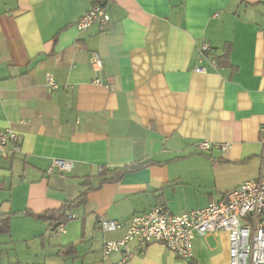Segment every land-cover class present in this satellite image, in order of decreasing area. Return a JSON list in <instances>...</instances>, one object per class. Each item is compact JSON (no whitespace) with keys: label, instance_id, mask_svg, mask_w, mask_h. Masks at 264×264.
<instances>
[{"label":"crops","instance_id":"0c3cea01","mask_svg":"<svg viewBox=\"0 0 264 264\" xmlns=\"http://www.w3.org/2000/svg\"><path fill=\"white\" fill-rule=\"evenodd\" d=\"M92 1L0 0V128L22 136L19 152L0 151V216L11 214L0 257L228 264L224 231L196 235L189 259L153 243L125 262L119 253L102 261L103 242L124 230L104 233L98 219L126 224L160 203L173 213L202 208L264 171V0H107L109 21L78 31ZM53 159L72 170L47 175ZM146 161L56 221L27 214L59 210L96 184L99 168Z\"/></svg>","mask_w":264,"mask_h":264},{"label":"built area","instance_id":"2783aa9c","mask_svg":"<svg viewBox=\"0 0 264 264\" xmlns=\"http://www.w3.org/2000/svg\"><path fill=\"white\" fill-rule=\"evenodd\" d=\"M107 0H93L91 7L75 22L78 31L88 29L94 24H105L109 21ZM210 50L204 42L198 49V63L201 64L205 54ZM97 68H101L98 57L93 58ZM209 66L215 68L214 60ZM196 72H206L204 65H197ZM98 83L99 80H95ZM46 84L51 90L59 85L50 75L46 76ZM64 87H67L65 84ZM264 142V126L260 128ZM22 136L18 132L0 128V151L9 148L10 154L19 152ZM201 151H208L212 145L208 142L197 144ZM221 149L226 144H218ZM71 160L53 159L45 173L65 174L72 170ZM102 232L124 230L122 237L116 240H105L102 244L101 260L105 261L113 253H119L120 262H125L144 252L147 246L158 243L176 257L189 259L192 256V241L196 235L226 232L228 236V264H264V171L258 177L242 182L229 190L225 198L211 200L205 207L171 212L160 203L150 210L134 214L123 224L103 217L98 219ZM59 233H64L59 226Z\"/></svg>","mask_w":264,"mask_h":264},{"label":"trees","instance_id":"16d2710c","mask_svg":"<svg viewBox=\"0 0 264 264\" xmlns=\"http://www.w3.org/2000/svg\"><path fill=\"white\" fill-rule=\"evenodd\" d=\"M148 163H150V162L149 161L134 162L132 164L125 165V166L118 167V168H114V169L99 168V171H98L97 177H96V178H98V181L96 182V184L95 185H89L88 184V186L85 189H83L79 192V194L77 195V197L74 200L65 202L59 210L54 211V212H44L41 214H33L30 212H27V214H30V215L34 216L35 218L41 219V220H48V221H52V222L56 221L57 219H55L52 215L57 214L60 218V217H62V215L67 210H70V209L79 207L81 205H84L86 203V195H87L88 191H90L92 189H97L104 183L118 182L119 180L122 179V177L125 174L134 172V171L142 168L143 166H145ZM10 217H11V214L0 216V234H8L9 233Z\"/></svg>","mask_w":264,"mask_h":264},{"label":"rangeland","instance_id":"374dc122","mask_svg":"<svg viewBox=\"0 0 264 264\" xmlns=\"http://www.w3.org/2000/svg\"><path fill=\"white\" fill-rule=\"evenodd\" d=\"M0 259L3 261L4 264H7V261H8V257L4 255H2V257H0Z\"/></svg>","mask_w":264,"mask_h":264}]
</instances>
